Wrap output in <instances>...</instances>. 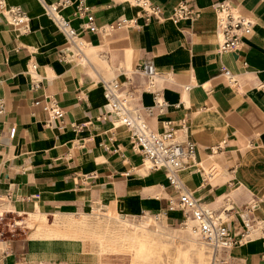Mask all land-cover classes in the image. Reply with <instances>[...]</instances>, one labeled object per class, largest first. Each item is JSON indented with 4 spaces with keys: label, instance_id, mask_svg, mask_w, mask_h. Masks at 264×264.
<instances>
[{
    "label": "crops",
    "instance_id": "crops-1",
    "mask_svg": "<svg viewBox=\"0 0 264 264\" xmlns=\"http://www.w3.org/2000/svg\"><path fill=\"white\" fill-rule=\"evenodd\" d=\"M44 2L69 20L82 52ZM148 3L0 0V220L145 216L176 228L167 221L183 217L177 191L163 171L145 167L104 96L113 78L149 128L147 117L155 131L171 126L178 139L194 143V157L178 175L183 189L215 210L236 201L223 224L235 242L214 264L224 256L264 264V0ZM224 5L253 21L232 51L219 45L217 12ZM16 6L28 17L26 27L10 21ZM145 59L163 77L157 93L134 70ZM53 106L61 116L52 115ZM58 237L7 236L0 264H98L77 238Z\"/></svg>",
    "mask_w": 264,
    "mask_h": 264
},
{
    "label": "rangeland",
    "instance_id": "rangeland-1",
    "mask_svg": "<svg viewBox=\"0 0 264 264\" xmlns=\"http://www.w3.org/2000/svg\"><path fill=\"white\" fill-rule=\"evenodd\" d=\"M147 120L155 130L148 117ZM235 204L236 201L232 203L233 206ZM10 216L12 215L6 214L0 220V241L5 240L7 236L17 238L27 235L30 238L35 234L60 235L54 239L73 237L77 238L86 250L97 254L98 264L100 258V264H212L213 259L218 258L222 251L215 253L199 235H193L190 229L183 228L181 223L178 224L185 217L179 219V222L169 219L168 224L176 227L169 229L160 223L145 221V216L129 217L130 221L108 216H82L79 219L67 216H61L59 219L49 216L46 219L45 216L40 218L24 215L11 219ZM17 220L22 221V224L16 225ZM223 249L227 250L224 247ZM216 264L239 263L232 257L224 256L220 257Z\"/></svg>",
    "mask_w": 264,
    "mask_h": 264
},
{
    "label": "built area",
    "instance_id": "built-area-1",
    "mask_svg": "<svg viewBox=\"0 0 264 264\" xmlns=\"http://www.w3.org/2000/svg\"><path fill=\"white\" fill-rule=\"evenodd\" d=\"M137 3L143 2V5L149 6L148 0H136ZM56 14L58 13L57 5L54 6ZM150 7V6H149ZM81 6L78 8L77 13L81 12ZM182 15L185 14V9H181ZM190 10H186V14H190ZM54 17V19H53ZM11 18L13 24L16 26L26 27L28 18L25 12L19 7H13L11 9ZM88 21L91 20L90 16H87ZM56 23L57 28L66 37L65 32L69 35L76 34L75 30L69 25V20L63 16L52 15L51 20ZM247 24L241 20L232 22H221L219 25L220 32L222 33V42L219 44L223 50L232 51L238 47L240 42V35L237 32L240 29H245ZM247 31V30H245ZM139 69L145 76V79H150L154 74V67L151 59H145L140 65ZM116 83H106L104 96L107 99L111 109L117 114L122 111L126 117V126L130 131V139L134 148L142 154L143 159L147 158L150 160V168L155 170H161L164 173L165 181L174 189L180 190V179L178 176V170L187 164L188 159L193 153V145L191 142L183 141L177 142L172 138L173 128L166 126L162 133L154 131L149 128L147 123L141 121L138 115L133 116L125 105L127 100L125 96L119 95L118 89H116ZM156 104L162 105V102L157 98ZM54 117L62 115V111L57 107L53 106L50 108ZM191 196L182 195L178 204L185 210L186 204L189 202ZM223 231L220 235H213L215 241L228 240V233L225 232L226 228L220 227Z\"/></svg>",
    "mask_w": 264,
    "mask_h": 264
},
{
    "label": "bare ground",
    "instance_id": "bare-ground-1",
    "mask_svg": "<svg viewBox=\"0 0 264 264\" xmlns=\"http://www.w3.org/2000/svg\"><path fill=\"white\" fill-rule=\"evenodd\" d=\"M129 3L133 4V5H137V6H146L143 5V2L137 3L136 0H128ZM44 10L45 12L52 18V15H59L60 13L55 12L54 10V6H56L55 4H49V3H45L44 2ZM218 23L220 25L221 22H228V21H232L233 23L241 20L243 22H245L247 24V26L245 27V29H240L237 32L239 33V35L246 33L250 30V28L252 27L253 21L248 18V17H244L242 15L237 14L234 9H230L227 8L226 5L222 6L219 10H218ZM61 15V14H60ZM62 16V15H61ZM10 21L13 22L12 18L9 16ZM28 18V17H27ZM54 19V17H53ZM52 19V20H53ZM55 20V19H54ZM55 23V22H54ZM56 24V23H55ZM70 25V23H69ZM71 26V25H70ZM247 30V31H245ZM66 35V39L69 41V43H71L73 45V47L79 51L82 52V48L84 46V43L81 39V37L79 36V34H73V35H69L68 33L65 32ZM240 35V37H241ZM222 42V33L220 32V28H219V44ZM229 51V50H227ZM152 61V60H151ZM153 63V61H152ZM154 67V74L152 75V77H149L150 79H147L146 84H145V88L149 89L150 91H152L153 93H157L159 88L161 89V83L163 81V77L162 75H160L156 69L155 66L153 64ZM136 71H138L141 75H143L138 67H135ZM228 78L232 81L233 80V76L230 73H227ZM144 76V75H143ZM145 77V76H144ZM113 78L110 79H106V82L108 81V83L112 84L114 83L112 81ZM120 85L117 84L116 89H119ZM188 87V86H187ZM103 93H104V89H103ZM119 95L121 96H127L128 93L126 92H118ZM127 100L125 101V105L127 107V109L129 110V112L133 115L136 116L138 115L139 119L145 123L146 120L142 114V111L140 109V107L137 105L133 106V102L131 101L130 98H126ZM159 101L162 102V104L164 103L161 98H158ZM161 106V105H160ZM110 107V105H109ZM111 108V107H110ZM164 109V104L163 107L161 109V111ZM145 110L147 112L151 111V107H145ZM51 112V110H50ZM52 113V112H51ZM118 116V121L119 123L123 124L126 126V117L123 114L122 111H119V113L116 114ZM127 127V126H126ZM128 128V127H127ZM151 129V128H150ZM155 131V130H154ZM160 133V132H159ZM172 138L174 141H176V139H178V132L173 130L172 133ZM183 141H188L191 142L189 140H180L177 142H183ZM193 145V153H194V143L191 142ZM191 155V157L193 158L194 155ZM190 157V158H191ZM189 158V159H190ZM188 159V160H189ZM145 163L147 164V168L150 169V160L147 158H144ZM186 165H184L181 169L178 170V175L182 176V174L184 173L186 167ZM180 179V178H179ZM181 181V180H180ZM177 196H178V202L180 201V197L182 195H189L191 196L189 202L186 204L185 206V210H183L180 205H179V209L183 215V217H185L182 221H181V226L183 228L186 229H190L191 233L194 235H199V237L202 238V240L211 247V249L216 253L218 251L224 250V248L229 249L233 246L234 244V239H232L227 231V228L223 225L224 221L227 219L228 217V211L233 209V205L230 199H226L224 206L220 209V210H215L213 208H211L210 206H208L200 197L193 195V193H190L188 191H185L183 189V184L182 182H180V190H177ZM1 211V210H0ZM129 219V218H128ZM154 221V220H153ZM22 223V222H21ZM220 227H224L226 228L225 232L228 233L229 237L228 240H222V241H215V238L213 237V235H220V232L223 231ZM212 264H214V262L212 261Z\"/></svg>",
    "mask_w": 264,
    "mask_h": 264
}]
</instances>
